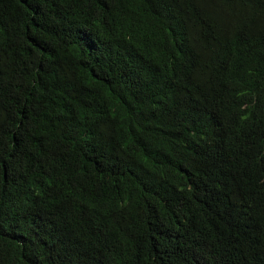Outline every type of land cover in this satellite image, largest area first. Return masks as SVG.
<instances>
[{
  "label": "trees",
  "instance_id": "obj_1",
  "mask_svg": "<svg viewBox=\"0 0 264 264\" xmlns=\"http://www.w3.org/2000/svg\"><path fill=\"white\" fill-rule=\"evenodd\" d=\"M0 264H264V0H0Z\"/></svg>",
  "mask_w": 264,
  "mask_h": 264
}]
</instances>
